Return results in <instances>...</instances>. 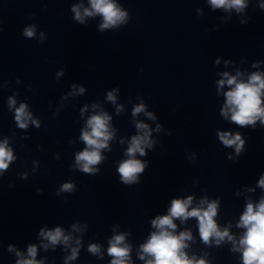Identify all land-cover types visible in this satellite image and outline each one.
<instances>
[{
	"label": "clouds",
	"instance_id": "1",
	"mask_svg": "<svg viewBox=\"0 0 264 264\" xmlns=\"http://www.w3.org/2000/svg\"><path fill=\"white\" fill-rule=\"evenodd\" d=\"M213 8H235L237 11L242 10L246 4L245 0H209ZM90 8H84L83 14L80 11V5L72 8L75 12V19L80 23L84 22V17L99 14L103 17V23L100 29H107L115 27L126 20L127 13L123 12L115 3L114 0H90ZM24 34L28 37L34 35L32 28L25 29ZM218 62V61H217ZM239 73H237V76ZM225 79L219 81V85L223 87L227 84L230 90L225 93L226 104L222 114L227 117L231 112V120L238 125H254L259 118L261 123H264V106H262V95H264V76L260 73H253L247 82L238 81L236 76H229L227 72L223 73ZM84 91L83 88L80 89ZM108 99H115L112 92L108 93ZM14 104L15 101H10ZM144 111V105L137 106L133 115ZM149 118H153L152 113H147ZM30 118V114L26 111V106L21 105L16 110V120L21 128L26 127V120ZM109 117L107 114L93 115L88 121L87 125L90 131L85 130L82 133L81 139L85 142L87 147L76 155V162L80 166L81 171L85 173H92L94 171L93 165L98 164L102 157L100 150L107 148V141L111 138L108 130ZM35 123V121H34ZM137 127L141 130H146L147 125L138 124ZM150 133L144 131L143 136H134L131 144L127 149L129 159L123 161L118 169L121 180L128 184L137 180V174L142 173L145 169V164L135 159V154L140 153L145 155L144 146H151L149 142ZM220 140L226 146L237 145V152L240 151L242 141L237 134L230 138L229 133H220ZM14 159L12 152L6 147V142L0 144V170L8 167V163ZM261 187H264V178L259 182ZM71 184H65L62 191H71ZM193 198L189 196L187 199H174L167 215L157 216L152 220V226L157 229L153 232L145 244L141 245L142 254L140 259L145 256L151 257L146 261V264H206L201 260L189 258L183 251L187 247L185 243L192 239L190 231L180 232L175 234L177 225L174 223L175 219H180L181 222L189 218H196L198 221L199 233L203 242L208 243L210 238L215 237L216 243L227 237L233 240L227 228L221 231L214 219L217 215L218 203L216 201L207 202L202 200L203 205L207 203V207H194L189 210ZM238 227L245 228L246 231L239 240L240 249H242L243 264H264V199L258 204L249 202L246 210L240 217ZM41 235L49 240L52 244L63 241L67 244L69 237L64 236L60 228L54 231L41 230ZM125 236L123 234L116 235L109 242L110 247L108 254L113 257L111 264H129L130 261V246L124 243ZM90 252L96 253L99 251L97 245H92L89 248ZM20 255V253H17ZM28 255L33 259H22L17 264H38L34 257L36 255V247L29 246ZM76 249H73V256L69 259L75 258Z\"/></svg>",
	"mask_w": 264,
	"mask_h": 264
}]
</instances>
